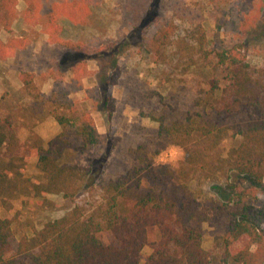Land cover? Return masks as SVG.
<instances>
[{"label":"trees","instance_id":"obj_1","mask_svg":"<svg viewBox=\"0 0 264 264\" xmlns=\"http://www.w3.org/2000/svg\"><path fill=\"white\" fill-rule=\"evenodd\" d=\"M103 2L57 0L43 25L50 44L82 56L72 65L71 81L64 84L65 99L85 91L86 100L111 115V92L83 86L89 75L86 59L104 56L106 48L93 49L60 37L62 19L84 26ZM239 3L227 11L217 10L216 45L209 42L205 19L189 21L187 28L172 20L156 21L149 45L160 71L161 91L143 97L149 105L144 110L147 117L158 125L155 136L127 149L123 173L98 179L90 189L97 191L94 204H73L60 218L19 239L13 219L0 217V264H260L264 260V190L232 184L234 197L225 202L201 201L189 188L197 171L205 178L233 174L258 185L264 180V62L254 65L248 59L247 41L257 18L243 13ZM25 4L22 21L40 24L41 0ZM17 6L18 0H0V32L12 33ZM127 9L133 31L147 9L142 3ZM30 45L24 37L0 38V62ZM205 66L220 70L222 78L199 72ZM33 78L31 73L19 74L23 92L39 99ZM47 115L61 129L47 143L34 125L26 126L28 136L21 142L13 117L0 115V200L14 199L29 189L42 202L53 195L74 203L89 188L97 163L109 156L110 139L98 132L88 111L74 102H53ZM233 140L239 141L223 153L222 143ZM170 146L181 149L182 158L176 165L157 164L156 157ZM31 156L37 158L41 174L36 182L24 176ZM220 223L223 233L205 250L204 225ZM144 247L151 250L145 259Z\"/></svg>","mask_w":264,"mask_h":264},{"label":"rangeland","instance_id":"obj_2","mask_svg":"<svg viewBox=\"0 0 264 264\" xmlns=\"http://www.w3.org/2000/svg\"><path fill=\"white\" fill-rule=\"evenodd\" d=\"M56 1L41 0V23L30 26L22 21L25 0H18L12 33L8 35L0 32V38L4 41L9 37H24L31 41L26 50L18 52L6 62H0V115L13 117L21 142H25L28 136L26 126L34 125V131L47 143L61 131L54 118L47 115L51 104L74 102L81 111H88L92 115L98 132L110 139L111 152L106 161L95 166L90 178L92 187L89 185L74 203L53 195L42 202V199L34 198L29 189L14 199L0 200V217L13 219L12 228L18 239L23 235L31 236L32 231L40 229L45 222L60 218L73 204H94L97 191L90 189L95 188L98 179L109 174L123 173L128 165L127 149L133 148L141 140L155 136L158 125L147 117L144 110H148L149 105L143 97L161 91L160 71L154 63L155 58L149 45V38L155 33L157 20H172L182 28H187L189 21L198 22L205 19L204 26L209 42L216 45L220 40L219 37L216 38L213 22L217 10L227 11L235 2H240L239 8L243 13L257 18L256 28L247 41L248 59L254 65L264 62V0H104L102 5L93 9L84 26L73 25L62 19L60 37L93 49L106 48V54L102 57L85 58L89 75L83 81V86L84 90L98 87L102 92H111L114 111L108 115L105 109L97 108L90 100L85 99V91L67 99L63 96L64 84L72 79V65L80 61L82 56L48 42L43 23L49 18L51 7ZM139 3L145 4L147 14L137 29L129 31L131 14L127 5L135 6ZM21 72L33 74L36 86V91L33 92L40 93L39 99L23 92L19 80ZM199 72L206 76L215 74L222 78L220 70L212 67L205 66ZM33 114L37 117H32ZM238 141L223 142V153ZM181 152L178 147L170 146L156 157V163L176 165L182 158ZM36 161V157H29L24 172L25 178L32 182L39 181L41 177L36 168ZM232 184L264 190V180L258 185L245 177L233 174L228 177L215 175L205 178L200 171L194 173L189 188L201 201L214 199L228 202L234 197L229 187ZM224 229L225 226L221 223L205 224L203 248L210 250L213 238L222 234ZM150 253L149 247L143 248L144 259ZM260 264H264V260Z\"/></svg>","mask_w":264,"mask_h":264}]
</instances>
